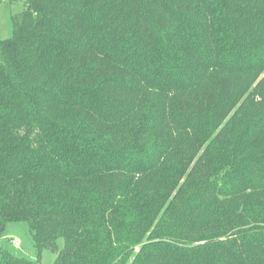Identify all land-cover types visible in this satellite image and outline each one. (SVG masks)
<instances>
[{
    "label": "trees",
    "instance_id": "obj_1",
    "mask_svg": "<svg viewBox=\"0 0 264 264\" xmlns=\"http://www.w3.org/2000/svg\"><path fill=\"white\" fill-rule=\"evenodd\" d=\"M0 36V264H264V0H25ZM3 229V231H2Z\"/></svg>",
    "mask_w": 264,
    "mask_h": 264
},
{
    "label": "rangeland",
    "instance_id": "obj_2",
    "mask_svg": "<svg viewBox=\"0 0 264 264\" xmlns=\"http://www.w3.org/2000/svg\"><path fill=\"white\" fill-rule=\"evenodd\" d=\"M25 0H0V36L9 38L13 34L12 16L24 9ZM16 242V243H15ZM0 245L13 254L32 260L39 258L27 221H16L7 224L0 236ZM58 251L44 249L39 260L41 264H53Z\"/></svg>",
    "mask_w": 264,
    "mask_h": 264
},
{
    "label": "water",
    "instance_id": "obj_3",
    "mask_svg": "<svg viewBox=\"0 0 264 264\" xmlns=\"http://www.w3.org/2000/svg\"><path fill=\"white\" fill-rule=\"evenodd\" d=\"M2 231H3V229H2Z\"/></svg>",
    "mask_w": 264,
    "mask_h": 264
},
{
    "label": "built area",
    "instance_id": "obj_4",
    "mask_svg": "<svg viewBox=\"0 0 264 264\" xmlns=\"http://www.w3.org/2000/svg\"><path fill=\"white\" fill-rule=\"evenodd\" d=\"M16 243V242H15Z\"/></svg>",
    "mask_w": 264,
    "mask_h": 264
}]
</instances>
